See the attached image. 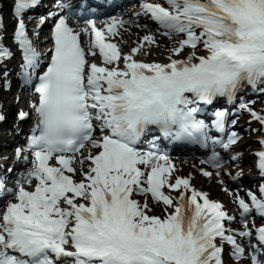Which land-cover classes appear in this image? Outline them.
I'll use <instances>...</instances> for the list:
<instances>
[{
	"label": "snow or ice",
	"instance_id": "1",
	"mask_svg": "<svg viewBox=\"0 0 264 264\" xmlns=\"http://www.w3.org/2000/svg\"><path fill=\"white\" fill-rule=\"evenodd\" d=\"M38 3L13 0V41L22 57L17 76L22 87H34L36 119L27 143L14 153L25 162L30 155L31 167L14 188L0 177V203L8 201L0 212V264H225L226 245L230 259L246 254L249 264H264V184L258 192L235 194L237 221L193 187L190 176H175L158 138L147 139L158 131L169 143L210 148L200 162L214 172L200 169L202 175L221 185L224 177L239 180L242 173L229 171L218 150L231 153L240 138L229 130L226 112L214 111L210 125L197 116L217 101L233 105L246 88L264 94V0H141L131 17L100 21L84 18L68 0H55L57 11L41 15L32 32L38 37L40 26L53 22L44 53L22 16ZM140 17L154 22L155 31ZM69 18L78 21L75 28ZM131 27L145 34L122 53L112 38ZM2 40L0 62L13 56ZM152 46L163 47L168 62L136 58L152 55ZM2 75L7 91L8 71ZM239 99L237 110L264 130L254 102ZM28 115L21 110L18 119ZM259 144L254 155L264 177V138ZM230 159L237 161L239 153ZM160 204L163 215L150 214ZM237 222L238 230L226 226ZM238 237L249 241L247 249Z\"/></svg>",
	"mask_w": 264,
	"mask_h": 264
},
{
	"label": "rangeland",
	"instance_id": "2",
	"mask_svg": "<svg viewBox=\"0 0 264 264\" xmlns=\"http://www.w3.org/2000/svg\"><path fill=\"white\" fill-rule=\"evenodd\" d=\"M159 52H161V48L156 49V54ZM149 58L155 59L153 54L150 55ZM262 100L264 99H260V103L257 104L256 106L257 108L255 109V111H257L258 114L264 115V101ZM252 129H255V131H252ZM261 131L262 130L257 126L255 122L249 125L248 128H246L245 130L241 131L242 135L246 137L243 138L242 141H240L237 149L239 153L242 152V156L245 158V160H243L242 162V159H241V161L239 162L240 165L235 166V170H234L235 172L240 171V169H242L245 174H252L253 168L252 166H249V164H252L253 160L250 154L256 150L255 139L260 137V135L263 134V132ZM235 172L233 174H235ZM225 180L229 181L227 177H224V181ZM225 183L224 185H221L217 183L215 179H213V180L204 181V182L200 181L197 183V186L199 188L203 187L204 189L208 190L210 192L212 199H220L222 201L228 202L230 200V196H231L230 189L232 188V186L226 185ZM225 187L229 189V191H224L223 188ZM161 213L162 212L160 210L157 212H152L150 214L161 216Z\"/></svg>",
	"mask_w": 264,
	"mask_h": 264
},
{
	"label": "bare ground",
	"instance_id": "3",
	"mask_svg": "<svg viewBox=\"0 0 264 264\" xmlns=\"http://www.w3.org/2000/svg\"><path fill=\"white\" fill-rule=\"evenodd\" d=\"M3 1L4 0H0V9H4L5 8V7H3V6H5ZM160 2L163 3V0H160ZM5 31H6V28H3V31L0 32V33H4L5 34ZM133 31L134 32H138L137 29H133ZM7 39H8V34L4 35L3 40H2V43H4L5 40H7ZM123 44L125 46H127V44H126L125 41L123 42ZM167 56H168L167 53H161L158 60L163 59V58H167ZM2 63H5V62H2ZM3 95H5V94L3 93ZM15 105L16 104H9L8 106H5L3 108L7 116H10V115L13 116V111L15 110ZM5 124L8 125V122H6ZM12 137H15V135H12ZM18 139H19V136H17L16 138H14V140H18ZM0 160H2V156L1 155H0ZM3 163H5V162L3 161ZM8 163H9V165L7 167L13 166V163L11 161L8 162ZM4 172H6V171L3 170L0 174L2 175ZM245 258H246L245 260L247 261L248 260L247 256Z\"/></svg>",
	"mask_w": 264,
	"mask_h": 264
}]
</instances>
